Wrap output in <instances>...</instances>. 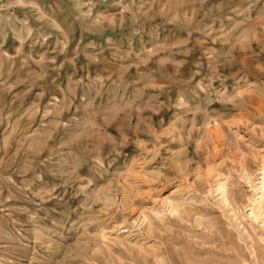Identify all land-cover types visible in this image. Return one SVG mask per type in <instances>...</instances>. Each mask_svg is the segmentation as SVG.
Masks as SVG:
<instances>
[{"label": "rangeland", "instance_id": "374dc122", "mask_svg": "<svg viewBox=\"0 0 264 264\" xmlns=\"http://www.w3.org/2000/svg\"><path fill=\"white\" fill-rule=\"evenodd\" d=\"M264 0H0V264H264Z\"/></svg>", "mask_w": 264, "mask_h": 264}, {"label": "bare ground", "instance_id": "6f19581e", "mask_svg": "<svg viewBox=\"0 0 264 264\" xmlns=\"http://www.w3.org/2000/svg\"><path fill=\"white\" fill-rule=\"evenodd\" d=\"M261 183L262 184H261L260 188H262V191H264V181H262Z\"/></svg>", "mask_w": 264, "mask_h": 264}]
</instances>
